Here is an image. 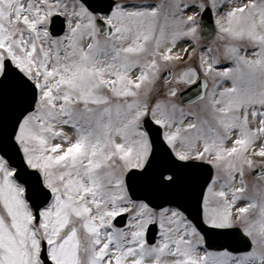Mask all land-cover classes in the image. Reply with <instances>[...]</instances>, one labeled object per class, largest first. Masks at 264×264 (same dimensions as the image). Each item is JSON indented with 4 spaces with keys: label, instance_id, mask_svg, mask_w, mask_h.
<instances>
[{
    "label": "snow or ice",
    "instance_id": "obj_1",
    "mask_svg": "<svg viewBox=\"0 0 264 264\" xmlns=\"http://www.w3.org/2000/svg\"><path fill=\"white\" fill-rule=\"evenodd\" d=\"M0 264H264V0H0Z\"/></svg>",
    "mask_w": 264,
    "mask_h": 264
}]
</instances>
